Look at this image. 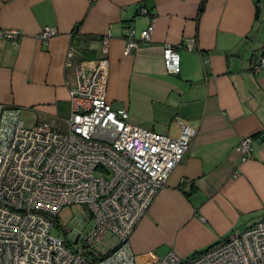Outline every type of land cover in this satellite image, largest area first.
Listing matches in <instances>:
<instances>
[{"label":"crops","instance_id":"crops-1","mask_svg":"<svg viewBox=\"0 0 264 264\" xmlns=\"http://www.w3.org/2000/svg\"><path fill=\"white\" fill-rule=\"evenodd\" d=\"M264 0H0V27L18 28L16 45L0 40V103L21 108L30 125L62 127L75 85L67 51L105 58V98L129 121L177 136L195 131L182 160L129 238L137 264L168 252L187 257L264 219ZM139 5L149 15L136 14ZM150 23V40L124 53ZM56 27L44 40L39 30ZM109 35L107 49L101 39ZM164 43L178 45L180 71L167 73ZM192 49H188V47ZM25 123V121H24ZM251 136L252 156L236 145Z\"/></svg>","mask_w":264,"mask_h":264},{"label":"built area","instance_id":"built-area-1","mask_svg":"<svg viewBox=\"0 0 264 264\" xmlns=\"http://www.w3.org/2000/svg\"><path fill=\"white\" fill-rule=\"evenodd\" d=\"M139 5L136 14L149 15ZM150 23L135 37H125L128 54L150 40ZM46 25L40 40L57 35ZM18 28L0 27V40L16 45ZM109 35L102 39L106 51ZM178 45L164 43L167 73L180 71ZM192 49V47H188ZM73 66L69 114L64 127L48 122L26 126L21 108L0 103V264H137L129 244L134 228L186 153L195 131L180 123L179 134L158 133L129 121L126 109H114L105 98V58L80 60L73 49L65 58ZM264 70L258 56L252 71ZM251 136L236 149L243 160L252 156ZM82 205L89 233L64 227L63 238L51 234L65 206ZM106 240L113 242L105 246ZM155 264H264V219L231 233L216 244L187 257L168 252Z\"/></svg>","mask_w":264,"mask_h":264},{"label":"rangeland","instance_id":"rangeland-1","mask_svg":"<svg viewBox=\"0 0 264 264\" xmlns=\"http://www.w3.org/2000/svg\"><path fill=\"white\" fill-rule=\"evenodd\" d=\"M263 10H264V4H263ZM26 126H29L31 123L29 121V117H23ZM64 125L60 128H63ZM80 218L81 222L75 229L76 232L82 231L83 234L89 233L90 230L93 227V220L88 221V223L85 224V219L87 217L86 211L82 205H70L65 206L59 213L58 218L54 220V225L51 228V234L55 236H59L63 238L65 236V233L63 231L64 227H68L70 229L74 228V218ZM113 242V240H106L105 246L110 245Z\"/></svg>","mask_w":264,"mask_h":264},{"label":"water","instance_id":"water-1","mask_svg":"<svg viewBox=\"0 0 264 264\" xmlns=\"http://www.w3.org/2000/svg\"><path fill=\"white\" fill-rule=\"evenodd\" d=\"M261 141L264 142V134H262V135L260 136V138L257 140V143H259V142H261Z\"/></svg>","mask_w":264,"mask_h":264}]
</instances>
